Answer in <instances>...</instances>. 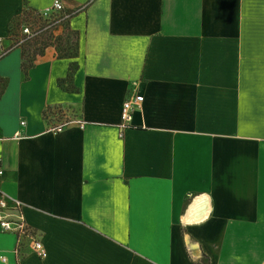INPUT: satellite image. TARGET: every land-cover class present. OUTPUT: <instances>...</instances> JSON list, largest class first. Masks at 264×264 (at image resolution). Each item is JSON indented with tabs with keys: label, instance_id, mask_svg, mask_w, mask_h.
Segmentation results:
<instances>
[{
	"label": "crops",
	"instance_id": "0c3cea01",
	"mask_svg": "<svg viewBox=\"0 0 264 264\" xmlns=\"http://www.w3.org/2000/svg\"><path fill=\"white\" fill-rule=\"evenodd\" d=\"M53 1L0 0V190L46 250L0 264H263L264 0H59L78 53L24 74L9 26Z\"/></svg>",
	"mask_w": 264,
	"mask_h": 264
},
{
	"label": "built area",
	"instance_id": "2783aa9c",
	"mask_svg": "<svg viewBox=\"0 0 264 264\" xmlns=\"http://www.w3.org/2000/svg\"><path fill=\"white\" fill-rule=\"evenodd\" d=\"M83 8L84 6H80L79 8H75L73 11H65L60 1L54 0L49 6L37 12L38 19L36 21L32 22V20H27L20 24L19 36L11 47L20 48L21 45L36 38L42 32L48 30L55 24L58 23L60 25L62 22H67L74 13L80 11ZM56 13L59 14V16L57 18L52 17ZM142 100L143 96L138 92H135L123 101L118 124L119 130L122 131L131 124L133 121L134 111L140 108ZM51 113H54V111ZM55 113L57 114L58 112ZM59 117V119L52 117L49 120L46 126L47 133L57 134L71 124H75L80 129H83L87 124L83 119L68 115L66 113H60ZM20 125H25V121L21 120ZM18 137H20L19 134L14 135V138ZM2 173L3 171L0 168V176ZM0 231L10 232L17 236V251L22 244V240L27 239L29 240L28 244L32 252H34L40 258L46 257V250L42 242L31 235V231L29 230V226L25 220L23 203L17 199L10 198L1 190Z\"/></svg>",
	"mask_w": 264,
	"mask_h": 264
},
{
	"label": "trees",
	"instance_id": "16d2710c",
	"mask_svg": "<svg viewBox=\"0 0 264 264\" xmlns=\"http://www.w3.org/2000/svg\"><path fill=\"white\" fill-rule=\"evenodd\" d=\"M22 16H23L24 21H27L29 18H32V22H34L38 19L36 11L31 10V9H27V8L23 9ZM18 24L19 23H16L17 26H18ZM11 28H12V26L10 25L9 26V34L11 33ZM67 32H68V35L66 37L67 38L72 37V41L70 42V44H71L70 50L71 51L69 50V48L61 49L60 45L62 43L60 41H57V46L59 45L58 46L59 50L56 49V52H57V55L59 57L72 58L78 53V34L76 32L70 31L68 28H67ZM34 39H36V38H34ZM34 45H37V42H35ZM48 45H49L48 41L41 39V41H39V45L35 46L31 53L26 52V54H25L26 48L24 47L26 45L23 44L20 46L21 57H22L21 70L24 74H26L27 70L33 65L36 57L41 55L43 53L44 49ZM70 69H72V63L70 65ZM6 86H7V79L5 77L0 76V97L3 95Z\"/></svg>",
	"mask_w": 264,
	"mask_h": 264
},
{
	"label": "rangeland",
	"instance_id": "374dc122",
	"mask_svg": "<svg viewBox=\"0 0 264 264\" xmlns=\"http://www.w3.org/2000/svg\"><path fill=\"white\" fill-rule=\"evenodd\" d=\"M58 16H59V14L56 13L52 17L57 18ZM23 22H24L23 16H19V17L15 18V20L11 24L12 28H11V33L9 34V40H10L11 46L17 40V38L19 36V26ZM16 23H19L18 26L16 25ZM66 24H67V22H62V24H60V25L57 23L54 26H52L51 28H49L48 30L42 32L39 36L36 37V39H32L29 42L25 43V45H26V46H24L26 48L25 54H26V52L31 53L33 51L34 47L39 45V41H41V39L48 41V44H49L48 46H53L55 48V50L58 49V46H59V45L57 46V41H60L62 43L60 45L61 49L69 48V50H70V47H71L70 42L72 41V37H69V38L66 37L68 35L67 27H65ZM35 42H37V45H34Z\"/></svg>",
	"mask_w": 264,
	"mask_h": 264
},
{
	"label": "water",
	"instance_id": "95a60500",
	"mask_svg": "<svg viewBox=\"0 0 264 264\" xmlns=\"http://www.w3.org/2000/svg\"><path fill=\"white\" fill-rule=\"evenodd\" d=\"M264 264V263H263Z\"/></svg>",
	"mask_w": 264,
	"mask_h": 264
}]
</instances>
